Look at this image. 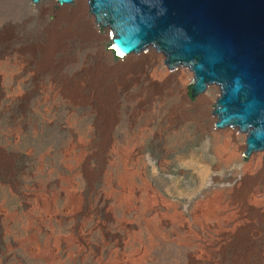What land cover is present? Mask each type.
Returning <instances> with one entry per match:
<instances>
[{
    "label": "rangeland",
    "instance_id": "374dc122",
    "mask_svg": "<svg viewBox=\"0 0 264 264\" xmlns=\"http://www.w3.org/2000/svg\"><path fill=\"white\" fill-rule=\"evenodd\" d=\"M8 1L13 13L0 21V150L6 156L0 164V264H263L264 222L252 211L240 219L250 224V247L233 243L222 255L210 246L215 220L205 228L196 223L201 213L194 208L208 190L237 192L245 177H257L262 169L242 172L249 161L243 158L245 136L229 132L239 156L219 164L209 134L218 132L212 111L219 91L204 94V122L179 123L170 113L188 114L196 103L190 71L180 81L181 72H167L151 49L147 61L114 74L136 58L114 57L110 33L97 31L87 3L78 20H61L64 10H57L55 0L39 10L30 0ZM65 30L70 34L41 70L51 32ZM85 30L88 41L80 37ZM110 116L116 120L112 126ZM199 124L209 132H198ZM124 170L141 171L161 199L143 219L125 210V189L118 182ZM249 193L244 205L264 214V184ZM135 194L138 209L144 197ZM71 196L80 197L79 209ZM169 204L182 215L181 223L167 215ZM238 204L226 195L219 207ZM153 217L161 219L162 232L151 238L145 223ZM225 235L219 246L233 241Z\"/></svg>",
    "mask_w": 264,
    "mask_h": 264
},
{
    "label": "water",
    "instance_id": "95a60500",
    "mask_svg": "<svg viewBox=\"0 0 264 264\" xmlns=\"http://www.w3.org/2000/svg\"><path fill=\"white\" fill-rule=\"evenodd\" d=\"M39 5L52 0H30ZM115 52L149 50L167 72L192 73L191 98L219 91L214 129L245 136L243 158L264 157V0H76ZM68 11L74 0H55Z\"/></svg>",
    "mask_w": 264,
    "mask_h": 264
},
{
    "label": "bare ground",
    "instance_id": "6f19581e",
    "mask_svg": "<svg viewBox=\"0 0 264 264\" xmlns=\"http://www.w3.org/2000/svg\"><path fill=\"white\" fill-rule=\"evenodd\" d=\"M84 7H85V4L78 3V7L76 10H73L72 12L70 11L71 13L66 12L64 10L63 12H61L62 14H60L61 17L59 16L60 17L59 19L66 20L67 18L68 19L76 18L75 20H78L79 18H81L83 16V14L85 12ZM13 9L14 8H12V6H10L8 0H0V21L3 19V17H6L9 12L13 13ZM69 34H70L69 30H67V31L65 30L63 32H57V31L51 32L50 44L47 45L48 48L46 50V53H45L42 61L40 62L39 68L41 70L48 67V65L51 63V52L53 50L57 49L59 46L58 43H60L61 39L68 37ZM80 35H81L80 37H82V39H84L86 41H88L91 38L90 32H88L87 30L83 31ZM107 37L109 39V36H107ZM110 37L112 39L113 34H110ZM111 45L113 46V48L111 50L115 51V45L114 44H111ZM116 57L119 60L126 59L123 55H121L119 53L116 54ZM129 59H131V58H129ZM147 60H148V58L145 56H143L142 58H136L134 63H132L130 65H121L120 68L113 70V73L118 75L121 72H126V71L128 72L129 68L132 67L131 65L137 66L138 64H142L143 62H145ZM179 74H180L179 80L182 81L184 79L185 75L182 72ZM174 76H176V75H174ZM161 77L162 78L163 77L168 78L170 76L162 75V76H160V78ZM205 92H204V94H205ZM70 98H72V97H70ZM72 99H74V98H72ZM71 102H72V100H71ZM208 104H209V101L207 99V96L203 95V97L200 99V101L193 104L192 107L190 108L193 113H190L191 112L190 111L188 114L182 113L181 115H179L178 111L176 110L170 114L179 117L178 120H176L179 123H183V122L188 121V120H192V121H195L198 123H199V121L204 122V120H206V118H208L207 117L208 112L205 111L206 109L204 110V108L207 107ZM181 109L182 108H180V110ZM187 111L188 110H185L184 112H187ZM170 112H172V111H170ZM174 120H175V118H174ZM107 121H108L109 125H111V126L116 122V120L113 116H110L109 118H107ZM197 129H198V132H201V133L202 132L206 133V131L209 132V129H206L205 125H202V124H201V126L199 124ZM209 134H210V138H211V142H212L211 147H212L213 152L219 158V161H218L219 164L225 166V165L229 164L232 161V159H235L239 156V147L236 144L234 145L232 143V141H233L232 135H230L227 132H220V133L209 132ZM228 150H229V153L227 154V157L221 158V157H223L225 152ZM132 154L133 153L130 152V155H132ZM5 157L6 156H5L4 152L0 150V164H2V163L4 164ZM254 166L262 167V169L260 171L261 173L257 177H254V178L245 177L243 189L241 188L237 192L235 191V189H226V188L220 189V190H217V189L216 190H208L206 192L207 194H206L205 201L203 203L198 202L196 208H194L197 213H198V211H200L199 213H201L199 215V218L197 217L198 220L196 222L199 227L205 228L204 224L206 222H212L215 220L214 228L212 230V233L214 236H213V238H210L211 239L210 240V246L215 247L214 251L216 253H220L222 255L221 251L223 250V248H226L227 246H232L233 243L235 246H236V244H238V246L246 244L247 247H250L251 244L250 245L248 244L250 242V238L248 236V233L250 232V227H249L250 224L247 223L246 220L240 221V219H242V217L245 216L244 215L241 217V214H243V213L246 214L247 212L250 213L252 211L250 213V215L252 214L254 219L264 222V214H260V213H258V211L252 210L251 207H248L249 205H244V204H248L250 202L249 201L250 200V193L249 192L252 190V188L254 186H257L259 183L264 184V161L262 160V157L251 159L250 165H248V164L244 165V167L242 168V172L247 175L248 173H250L251 169ZM136 180L139 181V186H137L138 188H135L136 185L134 186ZM118 182H119L120 186L125 189V191L122 190V194L124 197L123 203H125V205H124L125 210L126 211H129V210L138 211L140 216L142 217V219L144 218L145 214H147L148 212H151L156 207L155 204H158L161 202L160 197L154 192V190L151 188V186L149 185L147 180L144 178L143 173L139 170L137 172L136 171H126V170H124L123 172L121 171V173H119V175H118ZM136 191H141L143 194V197H144V199L142 200L141 205L139 206L138 209L134 208L136 205H133V202L136 198V194H135ZM226 195L232 197V201H234V202L239 201V203L242 204V205L238 204L240 211H239V209H237L238 212L236 211V208H238L236 205H235L236 208H232V209L231 208L228 209L226 207V209H228V212L225 211L226 209L224 210V208L222 209L219 207L222 198H224ZM70 198H72L76 202V205H77L76 207L79 209L81 207V205H79L80 200H81L80 197L79 196H76V197L71 196ZM45 206H46V208H48V205H45ZM255 206L256 205H254L253 207H255ZM202 208H203V210H202ZM166 209L168 210L167 215L170 217L171 221L173 220V221H176L177 223L178 222L181 223L182 215L178 212L175 205H173V204L166 205ZM157 216H159V215H157ZM156 219L153 221L149 220L150 222H146V223L144 222L146 224V229L148 230L151 238L159 237L161 235V232H162L160 230L161 225L159 226L161 219L160 220H156ZM238 219H239V221H238ZM144 229H145V227H144ZM225 234L227 236L233 238V241L232 242H231V240L229 242L226 241L225 245L219 246V243L221 240V239H219V237H221L222 235L224 236ZM246 245H245V247H246ZM50 255L52 257V253H50ZM234 262H236V263H233V264H240L239 262H237V260H235ZM263 264H264V262H263Z\"/></svg>",
    "mask_w": 264,
    "mask_h": 264
},
{
    "label": "built area",
    "instance_id": "2783aa9c",
    "mask_svg": "<svg viewBox=\"0 0 264 264\" xmlns=\"http://www.w3.org/2000/svg\"><path fill=\"white\" fill-rule=\"evenodd\" d=\"M113 48V46H111L109 49H110V51H111V53L114 55V57H116V52L114 51V50H111ZM117 58V57H116Z\"/></svg>",
    "mask_w": 264,
    "mask_h": 264
}]
</instances>
